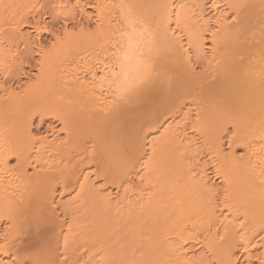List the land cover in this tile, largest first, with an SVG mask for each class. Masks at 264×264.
Listing matches in <instances>:
<instances>
[{
	"label": "bare ground",
	"instance_id": "obj_1",
	"mask_svg": "<svg viewBox=\"0 0 264 264\" xmlns=\"http://www.w3.org/2000/svg\"><path fill=\"white\" fill-rule=\"evenodd\" d=\"M0 85V264L264 260V0H0Z\"/></svg>",
	"mask_w": 264,
	"mask_h": 264
},
{
	"label": "snow or ice",
	"instance_id": "obj_2",
	"mask_svg": "<svg viewBox=\"0 0 264 264\" xmlns=\"http://www.w3.org/2000/svg\"><path fill=\"white\" fill-rule=\"evenodd\" d=\"M52 7L55 9L57 6L53 4ZM64 22H68L67 17H65ZM44 30L50 31V29H41V31ZM149 36L150 33L144 20L130 12L125 25V32L123 33L124 51L118 57L119 63L117 67L119 71H113L112 73L115 77L112 83L116 85L118 91L138 89L149 82L153 67L151 62L144 58V48L152 43ZM39 118L42 119V115ZM134 156L135 153L130 151L128 163L132 162ZM241 227L243 228L244 226L242 225ZM260 230L264 232V224L260 226ZM220 240H225V237L221 236ZM240 241L242 242L238 243L237 247L244 248L245 252H247L249 250L247 246L252 245V240L240 234ZM260 242L264 243V236L260 237ZM229 264H240V258L237 256L234 260L229 261ZM249 264H251V260H249ZM259 264H264V260H260Z\"/></svg>",
	"mask_w": 264,
	"mask_h": 264
},
{
	"label": "rangeland",
	"instance_id": "obj_3",
	"mask_svg": "<svg viewBox=\"0 0 264 264\" xmlns=\"http://www.w3.org/2000/svg\"><path fill=\"white\" fill-rule=\"evenodd\" d=\"M26 30H27V31H30L28 28H26L25 31H26ZM33 35H34V34H33ZM49 37H50V36H48V35H45V36L43 37V39H45V40H44V43H45V44L48 43L47 41L50 40ZM27 71H29V68H27ZM21 79H22L23 81H25L27 78L21 76ZM47 123H50V125L52 124L51 121H47ZM45 129H46V126L43 128V130H45ZM71 196H72V195H70V194H69V195H68V194H67V195H60V196H59V201H60V202H66V201H68V200L71 198ZM253 264H257V262H256V261H253Z\"/></svg>",
	"mask_w": 264,
	"mask_h": 264
}]
</instances>
